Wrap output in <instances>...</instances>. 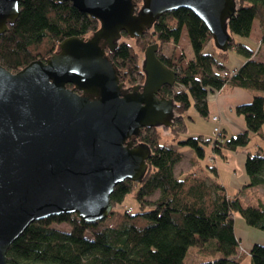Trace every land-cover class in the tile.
I'll use <instances>...</instances> for the list:
<instances>
[{
	"label": "trees",
	"instance_id": "1",
	"mask_svg": "<svg viewBox=\"0 0 264 264\" xmlns=\"http://www.w3.org/2000/svg\"><path fill=\"white\" fill-rule=\"evenodd\" d=\"M236 4L237 10L228 20V31L234 37L229 49L247 59L236 74L227 65L229 52L218 49L202 20L185 8L162 14L139 37L122 32L113 48H106L120 80L133 86L144 79L136 47L142 51L157 44L160 60L171 68V57L161 50L167 43L178 44L186 30L194 56L185 66L172 67L175 82L161 90L174 105L172 125L140 130L135 141L152 150L148 169L140 181L128 179L115 187L107 218L88 223L74 214H60L37 220L10 246L8 264H185L192 246L200 254L215 257L200 264H240L247 254L251 264H264L263 244L238 251L241 240L234 224V213L239 212L247 225L264 231V203L245 206L241 191L229 196L214 164H207L214 178L210 182L195 172L183 177L174 172L182 160L178 146L194 150L198 160L205 159L212 146L214 154L222 158L228 152L245 153L250 182L244 188L264 187V146L259 145L255 152L241 151L254 136L264 140V62L254 60V51L236 41V36L249 38L257 21L264 46V0H236ZM20 8L19 17L0 34V64L11 72L49 58L66 38L89 37L100 27L96 18L70 1L22 0ZM209 46L212 49L205 51ZM227 84L254 93L251 102L237 107L246 129L230 138L223 132L217 138L185 136L187 122L193 120L190 111L209 119V94ZM130 195L138 203V211L121 209ZM59 223L69 224L70 229L55 227Z\"/></svg>",
	"mask_w": 264,
	"mask_h": 264
},
{
	"label": "water",
	"instance_id": "2",
	"mask_svg": "<svg viewBox=\"0 0 264 264\" xmlns=\"http://www.w3.org/2000/svg\"><path fill=\"white\" fill-rule=\"evenodd\" d=\"M22 0H0V34L19 17ZM70 1L96 18L89 37H69L45 60L17 72L0 64V264L28 228L47 217L74 214L101 221L112 211L111 195L125 180L140 181L152 154L137 143L140 130L172 125V101L157 95L173 85L176 71L145 51L146 79L123 92L120 72L106 53L122 32L139 37L166 12L185 8L206 25L214 45L227 51L234 37L228 20L236 0ZM68 84L73 88L67 87Z\"/></svg>",
	"mask_w": 264,
	"mask_h": 264
},
{
	"label": "crops",
	"instance_id": "3",
	"mask_svg": "<svg viewBox=\"0 0 264 264\" xmlns=\"http://www.w3.org/2000/svg\"><path fill=\"white\" fill-rule=\"evenodd\" d=\"M261 36L262 33L259 29V24L257 21H254L252 32L249 38H241L236 36L237 42L246 44L250 49L254 51L253 59L258 62H264V46L260 44ZM231 52L232 53L230 54L227 65L231 70L238 69L243 65V63L247 59L242 55L238 54L235 49H231ZM253 97H254V93L251 91L242 89L240 87H233L230 84L225 85L221 90L210 93L208 97L210 113L211 115L213 114L219 115V123L214 124L210 119L209 120L207 119V121H209L212 125H214V127L221 126L222 132L227 138L236 135L237 133L246 129L244 117L237 113V107L241 104H246L251 102ZM189 115L193 118V120H189L187 122V126H190V121L196 123L202 118L197 115L195 110L190 111ZM187 134L185 136H192V137L207 136L205 133L192 132V130L188 131ZM254 138H256V136H254L253 139ZM255 140L256 139H254V141ZM257 145L258 147L259 145L264 146L262 142ZM178 148L182 153L183 158L179 163L175 165L174 172L176 176L183 177L184 175L190 172H195L196 170L194 164L198 163L199 161L196 158V153L194 152V150L188 147H181V146H178ZM211 149H212L211 147L210 149L207 148L206 155L209 154L211 156V154H213ZM256 150L257 147L255 146L253 149H251V146L245 148V152H255ZM214 156H215L214 157L215 160L217 161L215 163V166L217 167L218 180L226 188V191L229 196H234L239 191H241V194L239 195L241 196L245 194L244 191L246 189L255 192L254 188H250V187L244 188L245 185L249 184L250 178L247 175L244 168L246 155L243 152L240 151L228 152L226 153L225 158H222L218 155H214ZM188 157L190 158L189 161H191L192 164L191 167L186 169L183 168L180 170L181 168L180 166L182 162L183 161L185 162L186 158ZM202 174L205 175V172H202ZM211 175H208L209 180L214 179L213 175L212 176ZM262 188L264 191V187ZM258 202L259 204L264 203V198L258 199ZM234 224H235V219H234ZM235 234L237 238H239L242 241L241 245L246 249H249L254 244L251 242L250 238L248 237L249 230L244 229L243 233L240 232V234H238V231L235 228ZM248 262H250V259L247 261L246 264H248Z\"/></svg>",
	"mask_w": 264,
	"mask_h": 264
},
{
	"label": "rangeland",
	"instance_id": "4",
	"mask_svg": "<svg viewBox=\"0 0 264 264\" xmlns=\"http://www.w3.org/2000/svg\"><path fill=\"white\" fill-rule=\"evenodd\" d=\"M138 1L142 2V0H138ZM136 49L138 50V53L140 56V64H141L144 60V55H145L146 49H143L142 51L140 49H138L137 47H136ZM210 49H212L211 46L207 47L205 49V51H210ZM161 51L166 56L171 57L170 59L172 60V63L174 65L177 64L176 67L179 65L181 67L185 66L186 63L189 61V59H191L194 56V51H193L192 47L190 46L189 38L187 36L186 30H183L182 35H181V39H180L178 44H174L173 42L167 43L166 45H163V48ZM227 51L229 52V57H230V54L232 53L231 49H229ZM181 57H182V59H181ZM229 57H228V60H229ZM233 70H235V69H232V71ZM126 85L129 87L132 86L128 82L126 83ZM214 116L218 117L217 121L213 120ZM209 119L214 124L219 123V115H217V114L211 115ZM191 125H192V127H191ZM214 128H215L214 125H212L209 121H207V119L201 118L196 123H193L192 121H190V126H188V131L192 130V132L205 133L207 136H204V138L212 137V135L216 138L217 135H215V133H214ZM219 128H220V132H222L221 126H219ZM165 132L168 133L167 135H169V131H165ZM254 139H256V140L254 141ZM254 139H252L251 144H249L246 147L251 146V149H253L255 146L258 149L259 147L257 144L261 143L260 141H262V143L264 144V142H263L264 140L260 139L258 136H256V138H254ZM210 147L212 148V146H210ZM210 147H208V148L210 149ZM245 148H242L241 151H245ZM211 150L213 152V148ZM208 152H209V150H208ZM214 155H215L214 152H213V154H211V156L208 154L205 159H200V160H198L199 161L198 163L194 164L195 170H196L195 172H197L198 175L205 176L206 178H208V175H211L212 172H210L208 170L207 164H214L215 165V163L217 161L215 160ZM189 159L190 158L188 157V158H186L185 162L184 161L182 162V164L180 166L181 167L180 170L183 168L186 169V168L191 167L192 164H191V161H189ZM202 172H205V175L202 174ZM208 181L210 182L211 180L208 179ZM254 189H255V192L252 190L246 189L244 191L245 194L240 196L241 201L245 206H249V205L257 206L259 204L258 199L264 198V191H263V188L261 186L260 187H254ZM240 194H241V192H240ZM157 196H158V192L155 193L153 196H151L150 199H155ZM125 208L127 209V212H131V211L135 212V211L139 210L138 203L134 200V198L131 195L126 198V200L124 201V203L121 206V209H125ZM234 214H235V217H234L235 228L237 229L238 234H240V232L243 233V230L247 229V230H249L248 237L250 238L252 243H258V244L264 245V231L247 225L245 220L242 218V216L240 215L239 212H235ZM54 225H55V227H57L59 229H65V230L70 229V226L67 223H59V224H54ZM244 249L247 250L245 247H243L241 245L238 251L243 253V251H245ZM244 257L245 258L243 259V261H241L240 264H246L249 259L251 261V256L249 254L245 255ZM214 259H215V257L200 254L198 252L197 248L195 246H192L188 249V252L186 254L184 262H185V264H200V263L212 261ZM248 264H250V262H248Z\"/></svg>",
	"mask_w": 264,
	"mask_h": 264
},
{
	"label": "flooded vegetation",
	"instance_id": "5",
	"mask_svg": "<svg viewBox=\"0 0 264 264\" xmlns=\"http://www.w3.org/2000/svg\"><path fill=\"white\" fill-rule=\"evenodd\" d=\"M134 1V3H135V6H136V12L140 9V7L142 6V3H143V0H142V2H140V1H138V0H133ZM102 45H104L106 48L108 47L109 48V43L107 42V43H105V42H102ZM156 54H157V57L159 58V60H160V55H159V53L158 52H156ZM161 61V60H160ZM174 65H172V67H173ZM171 67V68H172ZM174 68V67H173ZM172 68V69H173ZM141 69H142V74L144 75V79H143V81L142 82H137L136 84H134L133 86H125L124 85V87H123V92L124 93H127V92H140L141 90H142V88L140 87L139 88V90H134V87L135 86H141L144 82H145V79H146V76H145V73H144V71H143V68H142V63H141ZM121 81V80H120ZM122 82V81H121ZM124 83V82H123ZM67 87H69V88H73V85H71V84H68L67 85ZM157 95L158 96H160V97H164L163 95H162V93H161V91H159L158 93H157ZM134 140H136V138H134ZM136 142V141H135Z\"/></svg>",
	"mask_w": 264,
	"mask_h": 264
},
{
	"label": "built area",
	"instance_id": "6",
	"mask_svg": "<svg viewBox=\"0 0 264 264\" xmlns=\"http://www.w3.org/2000/svg\"><path fill=\"white\" fill-rule=\"evenodd\" d=\"M236 73H237V69H235V70L232 71V74H236ZM225 74H227V73H225ZM217 119H218L217 116H214V117H213V120H214V121H217ZM214 133H215V135H217V137H219V135H220V133H221V132H220V128H219V126H215V128H214ZM217 137H216V138H217Z\"/></svg>",
	"mask_w": 264,
	"mask_h": 264
}]
</instances>
